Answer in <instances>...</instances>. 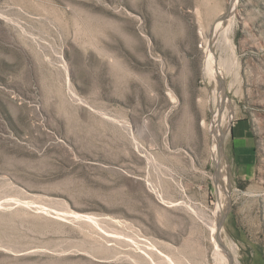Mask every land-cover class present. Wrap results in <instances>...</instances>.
<instances>
[{
	"label": "rangeland",
	"instance_id": "obj_1",
	"mask_svg": "<svg viewBox=\"0 0 264 264\" xmlns=\"http://www.w3.org/2000/svg\"><path fill=\"white\" fill-rule=\"evenodd\" d=\"M216 219L264 264V0H0V264H215Z\"/></svg>",
	"mask_w": 264,
	"mask_h": 264
},
{
	"label": "bare ground",
	"instance_id": "obj_2",
	"mask_svg": "<svg viewBox=\"0 0 264 264\" xmlns=\"http://www.w3.org/2000/svg\"><path fill=\"white\" fill-rule=\"evenodd\" d=\"M234 4L235 2L233 1L230 7L232 8ZM232 10L233 9L227 11V13L223 17H220L213 24V26L211 27V37L208 40H206L205 58H204L205 72L211 74L212 77H214L216 80L218 79L219 76L220 78H223V74L227 73L229 69H231L233 66V64L230 61V53L228 50L229 45L231 44V39H230L231 30L229 26L224 25L225 19L230 15L232 16L233 14ZM213 64L217 67V69H214L212 67ZM219 98H220V103L224 102L223 104H225L226 99L223 90H221V96ZM213 131H214V138L216 140V145L214 150L216 155H218L220 150L219 138L223 136V131L217 129V125L216 127H214ZM219 218L220 217H218V219ZM218 221L219 222H216L214 224L217 238H219L216 240V246L213 252L214 263L234 264L233 248L227 245L229 242L226 243L227 241L225 237H221V231H222L220 228L221 221L220 220Z\"/></svg>",
	"mask_w": 264,
	"mask_h": 264
},
{
	"label": "crops",
	"instance_id": "obj_3",
	"mask_svg": "<svg viewBox=\"0 0 264 264\" xmlns=\"http://www.w3.org/2000/svg\"><path fill=\"white\" fill-rule=\"evenodd\" d=\"M231 141L233 143V159L250 171L256 162L255 139L247 120L239 119L232 123Z\"/></svg>",
	"mask_w": 264,
	"mask_h": 264
}]
</instances>
